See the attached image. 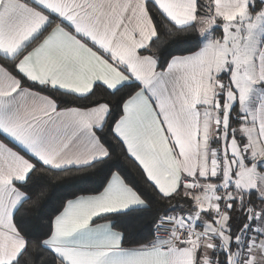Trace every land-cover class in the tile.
Masks as SVG:
<instances>
[{
	"label": "snow or ice",
	"instance_id": "1",
	"mask_svg": "<svg viewBox=\"0 0 264 264\" xmlns=\"http://www.w3.org/2000/svg\"><path fill=\"white\" fill-rule=\"evenodd\" d=\"M0 264H264V0H0Z\"/></svg>",
	"mask_w": 264,
	"mask_h": 264
}]
</instances>
